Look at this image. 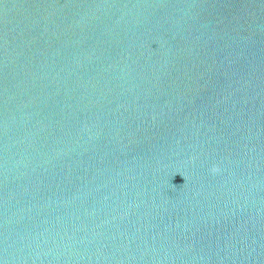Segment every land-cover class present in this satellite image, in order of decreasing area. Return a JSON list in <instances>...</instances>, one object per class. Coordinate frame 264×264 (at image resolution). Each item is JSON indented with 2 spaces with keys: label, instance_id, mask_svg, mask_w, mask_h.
<instances>
[{
  "label": "water",
  "instance_id": "1",
  "mask_svg": "<svg viewBox=\"0 0 264 264\" xmlns=\"http://www.w3.org/2000/svg\"><path fill=\"white\" fill-rule=\"evenodd\" d=\"M0 264H264V0H0Z\"/></svg>",
  "mask_w": 264,
  "mask_h": 264
},
{
  "label": "clouds",
  "instance_id": "2",
  "mask_svg": "<svg viewBox=\"0 0 264 264\" xmlns=\"http://www.w3.org/2000/svg\"><path fill=\"white\" fill-rule=\"evenodd\" d=\"M212 171H213V172H217V171H219V169L216 168V167H214V168L212 169Z\"/></svg>",
  "mask_w": 264,
  "mask_h": 264
}]
</instances>
